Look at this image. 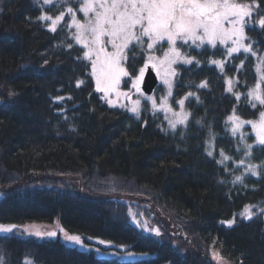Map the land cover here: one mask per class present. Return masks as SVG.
<instances>
[{"label": "trees", "instance_id": "16d2710c", "mask_svg": "<svg viewBox=\"0 0 264 264\" xmlns=\"http://www.w3.org/2000/svg\"><path fill=\"white\" fill-rule=\"evenodd\" d=\"M68 6L79 0H0V223L59 222L87 248L14 229L0 233L4 264H217L205 249L211 245L234 264H264V168L233 183L244 173L239 159L264 164V145L249 125L241 140L227 123L233 109L243 120L257 118L247 99L260 75L257 58L243 52L227 58L220 45L182 48L200 63L177 65L174 99L195 95L185 101L186 125L172 130L146 100L137 117L95 92L89 62L78 59L75 29L62 23L53 33L49 21L38 19L65 11L70 23ZM246 36L264 55V30L246 29ZM127 56L125 66L137 69L146 59L140 48ZM210 59H227L224 71ZM227 78L239 100L226 91ZM78 81L84 83L77 87ZM203 81L207 87H197ZM245 143L253 146L251 157ZM221 150L232 157L224 164L217 163ZM246 205H255L251 220L240 215ZM133 211L160 234L136 224ZM100 239L112 244L101 246Z\"/></svg>", "mask_w": 264, "mask_h": 264}, {"label": "snow or ice", "instance_id": "6c2138e0", "mask_svg": "<svg viewBox=\"0 0 264 264\" xmlns=\"http://www.w3.org/2000/svg\"><path fill=\"white\" fill-rule=\"evenodd\" d=\"M39 2V0H37ZM264 0H79V6L74 8L68 6L67 15L71 17L70 23L65 19V11L59 14L49 15L42 13L38 19L49 21L48 28L51 32H57L58 26L62 23L74 28L72 38L76 44L83 49L82 57L78 59L86 60L90 64V75L95 81V92L102 93L101 99L109 106L124 108L121 98L128 100L131 107L128 110L137 115L140 114L141 100H133L130 93L144 96L141 85L144 82L146 71L152 69L156 72L162 82L168 87L167 96L161 97L159 104L153 96L144 97L151 101L155 110L166 113L165 119L168 126L175 130L177 125H186L190 113L185 111V101L194 96L189 92L184 98L175 101L180 110L175 111L169 104L171 97L173 77L177 75L173 67L178 63L192 65L199 64L200 61L182 51V48L195 47L202 48L205 45L216 49L218 45L224 46V55L227 58H234V54L241 52L256 57L258 61L257 71L260 73L255 86L247 93V99L253 109L258 112L257 118L243 120L233 109L232 114L227 117V123L231 124L232 135L240 133V139L244 140V133L241 131L245 124L249 125L255 134L256 143L264 145V72L260 66L264 65V55H258L251 43H245L248 39L246 29L254 30L259 27L264 30V12L260 11V3ZM44 5H53L54 0H43ZM82 13L83 18H78L77 13ZM167 44V50L162 56L155 55L156 51ZM68 47H72L71 44ZM140 48L142 55L146 54V59L138 69L135 64L125 67L129 50ZM227 59H210L208 63L217 66L221 72L224 71ZM244 61H241L243 67ZM131 68V71H129ZM124 78H127L126 80ZM125 86L129 83L131 88L128 92L121 91V82ZM84 81H78L77 87ZM226 91L232 92L237 100L241 94L233 92L235 81L233 78L226 79ZM197 87H207V81L201 82ZM58 100L64 99L57 97ZM198 99V97H197ZM259 106V107H258ZM171 113V117L167 115ZM215 135H211L209 149L214 148ZM246 151L244 155L251 157V144L245 143ZM240 149L238 148L237 151ZM208 156H213V151H207ZM222 157L217 163L224 164L232 157L226 155L223 150L219 152ZM236 167L244 168V173L235 176L233 183H243L244 174L250 173L257 176L259 168H264V164L255 165L246 162L244 159L236 161ZM227 170V169H226ZM223 182V181H221ZM255 205H246L240 215L251 220L256 213L252 211ZM264 214V208L260 209ZM135 220V214H133ZM235 219L226 223L233 224ZM139 223V221H137ZM145 230L147 225H142ZM17 228L15 224L0 223V233H11ZM66 241L86 247L84 239L79 235H72L60 228ZM157 235L159 229H152ZM38 237H55L56 231L34 233ZM87 239H92L87 237ZM99 244L111 245L112 241L100 239ZM99 251V249H97ZM212 259L221 264L223 257L218 250L213 251ZM0 264H4L0 258ZM27 264H31L28 261Z\"/></svg>", "mask_w": 264, "mask_h": 264}, {"label": "rangeland", "instance_id": "374dc122", "mask_svg": "<svg viewBox=\"0 0 264 264\" xmlns=\"http://www.w3.org/2000/svg\"><path fill=\"white\" fill-rule=\"evenodd\" d=\"M78 18H83V14L81 13V16L79 17L78 16ZM245 43H247V41H245ZM167 47H168V45L165 43L164 45H163V47L162 48H160L158 51H156V53H155V55H157V56H162L163 55V52L164 51H166L167 50ZM179 64V63H178ZM178 64H176V65H174L173 67L176 69V72H177V65ZM126 67V66H125ZM146 74V73H145ZM159 77V76H158ZM122 82H123V80H122ZM122 82H121V91H125V92H128L129 90H130V88H131V84L129 85L130 87L128 88V89H126V88H123L122 87ZM174 82H175V77H173V86H172V89H171V92H172V95H171V97H169V104L172 106V108L175 110V111H179L180 110V108H179V105L178 104H176L175 103V101H178V100H180V99H182V98H179V99H174ZM159 89H158V91H155L154 90V92H152V93H146L144 90H143V84L141 85V88H142V91H143V93H144V96H139L138 94H135V92H134V90H132V92L130 93V95H131V98L133 99V100H135V99H137V98H139L140 100H141V104H142V102L145 100L144 99V97H146V96H153V97H155L156 99H157V103L159 104V100H160V98L161 97H164V96H167V94H168V87H167V85H165L163 82H162V80H161V78L159 77ZM184 98V97H183ZM151 106H152V103H151V101H148V100H146ZM121 103H124L125 105H126V107H128V108H130L131 107V104H130V102L128 101V100H125V99H123V98H121V101H120ZM117 106H119V105H117ZM184 108H185V111L186 112H188L189 113V111H188V109L186 108V103H185V105H184ZM163 112V111H162ZM165 115H166V113L165 112H163ZM167 115L169 116V117H171V113H167ZM178 125H180V124H178ZM177 125V126H178ZM133 214H135V220L133 219V217H132V219H133V221L136 223V224H138L139 226H141V227H143L142 225H147V229L149 230V231H151V232H153V233H155L154 231H152V229H157L158 227L156 226V224L148 217V216H146V215H144V214H137L135 211H133L132 212V216H133ZM152 216H156V215H153L152 214ZM137 221H139V223H137ZM60 228H63L60 224H59V222H55V223H43V222H32V223H27V224H24V225H18L17 226V228H16V231H19L20 233H22V235H35L34 233H35V231L38 229V230H40L41 232H48V231H56L57 232V235L55 236V237H60V238H62L63 240H65L64 239V235H63V232H61L60 231ZM144 228V227H143ZM64 229V228H63ZM145 229V228H144ZM65 230V229H64ZM66 231V230H65ZM160 232V231H159ZM71 234V233H70ZM156 234V233H155ZM72 235H77V234H72ZM36 236V235H35ZM38 237V236H37ZM50 238V237H48V236H42V237H39V238ZM66 241V240H65ZM68 243H70V244H74L73 242H70V241H67ZM178 242V241H177ZM178 243H180V242H178ZM177 244V243H176ZM77 245V244H76ZM86 245V244H85ZM78 246H80V247H82L81 245H78ZM82 248H87V246L86 247H82ZM205 249H207L208 250V252H209V255L212 257V253H213V251H216V250H218L219 251V249L218 248H215L213 245H211V246H209V247H205ZM220 252V251H219ZM215 261V260H214ZM216 262V261H215ZM217 263V262H216ZM221 264H234L233 262H231V261H229V260H227V259H225V258H223V261L221 262Z\"/></svg>", "mask_w": 264, "mask_h": 264}, {"label": "water", "instance_id": "95a60500", "mask_svg": "<svg viewBox=\"0 0 264 264\" xmlns=\"http://www.w3.org/2000/svg\"><path fill=\"white\" fill-rule=\"evenodd\" d=\"M159 84V77L156 75V72L152 69L146 71L144 82H143V90L146 93H152L156 89ZM101 245V244H100ZM104 246V245H101Z\"/></svg>", "mask_w": 264, "mask_h": 264}]
</instances>
